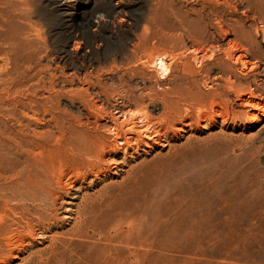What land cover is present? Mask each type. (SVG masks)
I'll return each instance as SVG.
<instances>
[{
    "label": "rangeland",
    "instance_id": "obj_1",
    "mask_svg": "<svg viewBox=\"0 0 264 264\" xmlns=\"http://www.w3.org/2000/svg\"><path fill=\"white\" fill-rule=\"evenodd\" d=\"M0 36L27 92V113L0 112V264H264V0H0ZM125 107L160 129L147 147L117 143ZM87 130L99 144L76 165L66 141ZM52 164L45 194L21 196L24 173Z\"/></svg>",
    "mask_w": 264,
    "mask_h": 264
},
{
    "label": "bare ground",
    "instance_id": "obj_2",
    "mask_svg": "<svg viewBox=\"0 0 264 264\" xmlns=\"http://www.w3.org/2000/svg\"><path fill=\"white\" fill-rule=\"evenodd\" d=\"M114 1V0H113ZM116 1V0H115ZM218 2H220V0H217ZM222 2V1H221ZM238 7V6H237ZM236 7V8H237ZM219 10V9H218ZM211 12H214L213 10H210ZM210 12V13H211ZM216 12V11H215ZM243 13V12H242ZM221 29V28H220ZM222 31H223V29H222ZM227 32V31H226ZM229 32V31H228ZM225 34V33H224ZM230 35V34H229ZM224 38H226L225 37V35H224ZM220 39V38H219ZM217 40V39H216ZM219 41V40H218ZM227 41V40H226ZM231 42V39H230V41H228L227 42V44L228 43H230ZM235 43V42H234ZM231 44V43H230ZM237 44V43H236ZM239 44V43H238ZM207 45V44H206ZM215 45H217V44H215ZM218 45H219V43H218ZM232 45L234 46V44L232 43ZM208 46V45H207ZM210 46V45H209ZM212 47H213V49H214V45H213V43H212ZM219 47V46H218ZM243 47V46H242ZM199 48V47H198ZM197 48V49H198ZM216 48V47H215ZM224 48V47H223ZM231 48V47H230ZM235 48V47H234ZM253 48V47H252ZM200 49V48H199ZM207 49V48H206ZM212 49V50H213ZM226 49H227V47H226ZM233 49V48H232ZM255 49V48H254ZM208 50H209V47H208ZM215 50V49H214ZM213 50V51H214ZM234 50V49H233ZM233 50H231V51H233ZM259 49L257 48V51H258ZM199 51V50H198ZM200 51H201V49H200ZM204 51V50H203ZM210 51V50H209ZM219 51V50H218ZM223 51L225 52V50L223 49ZM229 51H230V49H229ZM245 51H246V49H245ZM255 51V50H254ZM12 49H10V48H8L7 47V42L5 41V39H4V36H0V75L1 76H5L6 78H8L7 80H4V79H2V81H1V83H3L2 85H0V96H5V98H6V100L5 101H1L0 102V112L2 113V114H5V116H9L10 117V115H12V116H16V114H17V111H18V113L20 112V111H22L23 110V113H24V111L26 110L24 107H23V105H24V103H23V105H21V102H20V99H22V97L21 96H23L24 94H26L24 91H22V89L20 88V87H18L17 85H15L12 81H11V78H13V77H11V74H12V70H18V68H14L13 69V67H12V65H11V57H13V54H12ZM228 52V51H227ZM244 52V51H243ZM243 52H241V50L239 49L238 50V48H237V50L235 49L234 50V52L232 53V55H230L229 56V59L231 58V59H233V61L235 62L234 63V65H238V64H241L242 65V68L244 67V68H249V67H251V68H253V67H257V66H260L259 64H256V62H252L250 59H249V57H247L246 55H245V53H243ZM256 52V51H255ZM254 52V53H255ZM262 52V51H261ZM207 53H209L208 51H207ZM210 53H212L211 51H210ZM215 53V52H214ZM230 53V52H229ZM229 53H227L228 55H229ZM253 53V52H252ZM258 53V52H257ZM200 54H202V53H200ZM204 54L206 55V53H205V51H204ZM203 54V55H204ZM218 54H220L221 55V53H218ZM247 54V53H246ZM260 54V53H259ZM258 54V55H259ZM216 55V54H215ZM222 55H224V54H222ZM221 55V56H222ZM228 55H226L225 54V56H227L228 57ZM261 55V54H260ZM259 55V56H260ZM200 56V55H199ZM201 57V56H200ZM206 57V56H205ZM224 57V56H223ZM226 57V58H227ZM202 58V57H201ZM219 58H220V56H219ZM218 58V59H219ZM225 57H224V59H226ZM168 59V56L167 55H165V54H157V57H156V59H154L155 61L152 63L153 64V66H155L156 68H158L160 71H161V73H162V75H167V74H169V72H170V69H172V68H170L171 67V65L169 66L168 65V63H167V61L169 60H167ZM205 59V58H204ZM222 59V58H221ZM228 59V60H229ZM260 59H263V58H260ZM198 60V59H197ZM204 61V60H203ZM219 61H220V59H219ZM222 61H223V59H222ZM221 61V62H222ZM262 61V60H261ZM220 62V63H221ZM226 63H227V61H225ZM201 63H202V61H201ZM217 63V62H216ZM219 63V62H218ZM220 63H219V65H220ZM223 63V62H222ZM221 63V64H222ZM229 63V62H228ZM224 64V63H223ZM225 65V64H224ZM263 66V65H262ZM221 68V67H220ZM228 67H226V71L229 69V70H231L230 68H228ZM238 68V67H237ZM236 68V69H237ZM259 68V67H258ZM29 69H32L31 67L29 68ZM203 69H205L204 67H203ZM223 69H224V66H223ZM234 69V68H233ZM213 70V69H212ZM212 70H210V71H212ZM235 70V69H234ZM241 70H243V69H241ZM254 70H256V69H254ZM261 70H264V69H262L261 68ZM204 71V70H203ZM249 71V70H248ZM216 72V71H215ZM231 72H233V71H231ZM210 73V72H209ZM223 71H222V75H223ZM242 73V72H241ZM247 73V72H246ZM246 73H245V75H246ZM250 73V72H249ZM213 74V73H212ZM251 74V73H250ZM209 75V74H208ZM207 75V76H208ZM215 75V74H214ZM227 75H228V73H227ZM231 75V74H230ZM210 76V75H209ZM224 76H226V73H225V75H223V77ZM246 77V76H245ZM248 77V76H247ZM0 78H2V77H0ZM164 79H165V76L163 77ZM218 78H220V76H218ZM231 78H233L232 76H231ZM235 79H236V77H234ZM217 78H216V76H213V78H212V80H211V85H216V86H222V88H224L223 87V85H221V83L218 81V80H216ZM227 79H229L228 77H227ZM227 79H224V80H227ZM238 79V78H237ZM240 79V78H239ZM230 80V79H229ZM234 81V80H233ZM237 81V80H236ZM255 81V80H254ZM223 82V81H222ZM241 82H243L242 80H241ZM246 82V81H245ZM257 82V81H256ZM228 83V82H227ZM231 83H233V82H231ZM230 83V81H229V84H231ZM244 83V82H243ZM252 83V82H251ZM10 84V85H9ZM224 84V83H223ZM236 84V83H235ZM256 84V83H255ZM225 86V85H224ZM229 86V85H228ZM233 86V85H232ZM239 86V85H238ZM214 87V86H213ZM215 88H217V87H215ZM232 88V87H231ZM240 87H238V89H239ZM31 90V89H30ZM224 90V89H223ZM21 91H22V93L24 92V94H22L21 93ZM220 91V90H219ZM29 92V91H28ZM221 92V91H220ZM224 92V91H223ZM251 92V91H250ZM253 92V91H252ZM33 93H35V91L34 92H32V95H34ZM218 93V92H217ZM255 93V92H254ZM30 95H31V93H29ZM225 94V93H224ZM194 95V94H193ZM192 95V96H193ZM28 96V95H27ZM255 96V95H254ZM20 97V98H19ZM196 97V96H195ZM215 97V96H214ZM214 97H212V98H214ZM253 97V96H252ZM23 98H26V95H25V97H23ZM31 98V97H30ZM208 98H211V96H210V94H207V93H203V92H201L200 91V89L197 87V104L199 103V102H201V101H203V100H205V99H207L208 101L210 100V99H208ZM216 98V97H215ZM254 98V100H255V98L256 97H253ZM28 99V101H29V98H27ZM23 100V99H22ZM33 100V99H32ZM32 100H30L31 102H32ZM214 100V99H213ZM239 100V99H238ZM252 98H242L241 99V101H240V103L238 104V105H241V106H250V107H252V109H253V106H259V104L258 103H256L255 101H254ZM211 101V100H210ZM216 101V100H215ZM218 101V100H217ZM216 101V102H217ZM214 102L215 104H219V102ZM192 103V102H191ZM238 103V102H237ZM33 104V103H32ZM188 104V103H187ZM196 104V105H197ZM209 104V103H208ZM128 105V104H127ZM263 105V104H262ZM220 106V105H219ZM261 106V105H260ZM114 107V106H113ZM122 107V106H121ZM27 108V107H26ZM30 109H31V111H33L32 110V108H34V107H32L31 108V106L29 107ZM96 108V107H95ZM105 108V107H104ZM123 108H124V105H123ZM126 108V107H125ZM25 109V110H24ZM103 109V108H102ZM115 109H117V108H115ZM122 108H120V110H118V111H116L115 113H117V114H115V115H117V119H118V117L122 120V122H124V123H126V128H124L125 130L127 129V131H128V133H126V135H122L121 133H119V132H114V134H115V137H116V141H117V143H121V144H123V143H127L128 145H129V147H133V146H136V145H138L139 144V142L138 141H140V140H143L144 142H143V144L144 145H146V147H147V143L148 142H150L149 140H152V139H154L153 137H152V135L154 136V137H156L157 138V136H160V135H158V132L160 133V131H156V130H158V129H156L154 132H153V130H154V128L152 127V124L150 123L151 121H149L148 120V118L149 117H147V113L146 114H144V113H140V112H135L133 109H128L127 110V108L125 109V110H121ZM140 109H142V108H140ZM155 109H157V108H155ZM213 109V108H212ZM256 109V108H255ZM260 109V108H259ZM92 110V109H91ZM114 110V109H113ZM254 110V109H253ZM99 111H100V109H99ZM102 111V110H101ZM105 111H107V109L105 110ZM104 111V112H105ZM137 111H139V110H137ZM143 111V110H142ZM146 111V110H145ZM214 111V110H213ZM148 112V111H147ZM209 112V111H208ZM207 112V113H208ZM216 112H217V110H216ZM25 113H27L26 111H25ZM24 113V114H25ZM213 113V112H212ZM19 114H21V113H19ZM39 114V113H38ZM90 114V113H89ZM99 114V113H98ZM97 114V115H98ZM111 114V113H110ZM200 114V113H199ZM18 115V114H17ZM37 115V114H36ZM114 115V116H115ZM144 115H146V116H144ZM202 115L203 114H201V116L199 115L198 117H202ZM205 115V114H204ZM207 115V114H206ZM19 116V115H18ZM93 116V115H92ZM112 116V115H111ZM110 116V117H111ZM208 116V115H207ZM221 116V115H220ZM32 117V116H31ZM96 117V116H95ZM100 117V116H99ZM102 117V116H101ZM106 117V116H105ZM14 118V117H13ZM25 118V117H24ZM199 118V119H200ZM208 118H210V117H208ZM16 119V118H15ZM20 119V118H19ZM22 119V118H21ZM26 119V118H25ZM38 119V118H37ZM95 119V118H94ZM115 119V118H114ZM116 119V120H117ZM119 119V120H120ZM18 120V119H17ZM85 120V119H84ZM110 120H111V118H110ZM198 120V119H197ZM14 121V120H13ZM16 121V120H15ZM23 120H21V122H22ZM25 121V120H24ZM115 121V120H114ZM118 121V120H117ZM201 121V120H200ZM113 122V121H112ZM18 124H20V123H18ZM81 124V123H80ZM85 124V123H84ZM83 124V125H84ZM86 124H88V123H86ZM110 124V123H109ZM112 124V123H111ZM110 124V125H111ZM116 123H113V125H115ZM2 125H3V123H2ZM22 126H23V123L21 124ZM20 125V126H21ZM25 125V124H24ZM89 125V124H88ZM110 125H109V127H110ZM112 125V126H113ZM124 125V124H123ZM123 125H121L120 126V129H121V127L123 126ZM21 126V127H22ZM91 126V125H90ZM99 126V125H98ZM97 126V127H98ZM100 126H101V124H100ZM116 126H119V125H117L116 124ZM125 126V125H124ZM155 126V125H154ZM24 127V126H23ZM26 127V126H25ZM87 127V126H86ZM85 127V128H86ZM89 127V126H88ZM108 127V126H107ZM157 127V126H156ZM155 127V128H156ZM92 128V127H91ZM110 128H112V127H110ZM88 129V128H87ZM90 129V128H89ZM88 129V130H89ZM108 129V128H107ZM118 129V128H117ZM88 130H87V132H88ZM123 130V129H122ZM125 130H123V131H125ZM160 130V129H159ZM84 131V130H83ZM92 131H94L93 129H92ZM100 131V130H99ZM102 131V130H101ZM114 131H115V127H114ZM126 131V132H127ZM134 131H136V132H134ZM65 132V131H64ZM80 132V134H77L76 136H74V135H72V136H69L68 138V140L66 141V139H67V136L68 135H66L65 133H61V135H59V139L61 140V141H66V143H67V147L68 148H71L72 149V159L74 160H72L73 161V163L74 164H76L75 162H79V161H83V160H85L86 159V156H88V155H90V154H93V150L95 149V146H97V144H99V143H97V144H95V140L98 138V137H100V135H97L96 133H97V131H95L96 133H90V132ZM85 133H87V134H85ZM129 134V135H128ZM110 135V134H109ZM111 136V135H110ZM52 137V136H51ZM53 138V137H52ZM159 139V138H158ZM17 141V140H16ZM106 141V140H105ZM112 141V140H111ZM19 142V141H18ZM17 142V143H18ZM96 142H99V140L98 141H96ZM14 143H16V142H14ZM16 143V144H17ZM20 143V142H19ZM22 143V142H21ZM65 143V144H66ZM114 143V142H113ZM116 143V144H117ZM19 144H17V146H18ZM100 145H102V144H100ZM107 145V144H106ZM142 145V144H141ZM22 146H23V144H22ZM21 146V147H22ZM111 146V145H110ZM113 146V145H112ZM19 147V146H18ZM60 147V146H59ZM131 147V148H132ZM137 147V146H136ZM140 146L138 145V148H139ZM97 148V147H96ZM98 148H99V146H98ZM101 148V147H100ZM126 148V147H125ZM145 148V147H144ZM66 150H68V149H66ZM99 150V149H98ZM97 150V151H98ZM103 150H105V149H103ZM107 150V149H106ZM114 151H115V149H114ZM113 151V152H114ZM70 152H71V150H70ZM95 152V151H94ZM99 152V151H98ZM137 153V152H136ZM139 153V152H138ZM100 154V153H99ZM63 155V154H62ZM98 155V154H97ZM101 155V154H100ZM100 155H98V156H100ZM110 156V155H109ZM132 156V155H131ZM67 157H68V155H67ZM71 157V156H70ZM102 157V156H101ZM88 158V157H87ZM114 158V157H113ZM44 159V158H43ZM62 159V158H61ZM92 159V158H91ZM122 159V158H121ZM69 162H70V160L69 159H67ZM104 160V159H103ZM88 163V162H87ZM61 164V163H60ZM71 164V163H70ZM83 164H84V166H85V161L83 162ZM42 165V164H41ZM67 165H69L68 163H67ZM77 165V164H76ZM79 165V164H78ZM81 166H83L82 164H80ZM79 165V166H80ZM90 165V164H89ZM52 166V167H51ZM51 166H48V165H45V166H38V167H36L37 169H36V171H35V173L34 174H31V173H29V174H25L24 173V175L22 176L23 177V179L19 182L20 183V195L21 196H33V195H36L37 193H41V194H43L44 192H46V190H47V188H48V185L49 184H51L52 183V178H55V173L54 172H52L51 171V169H54V167H55V165L54 164H52ZM75 166V165H74ZM73 166V167H74ZM93 166V165H92ZM59 167V166H58ZM76 167V166H75ZM78 167V166H77ZM112 167V166H111ZM80 168H82V167H79L78 169H80ZM57 169V168H56ZM90 169V168H89ZM95 169V168H94ZM116 169V168H115ZM119 169V168H118ZM63 170V169H62ZM58 171V170H57ZM92 171H93V169H92ZM56 172V171H55ZM63 172V171H62ZM82 172V171H81ZM104 172V171H103ZM57 175V174H56ZM91 176V175H90ZM57 177V176H56ZM56 179H58V178H56ZM65 179V178H64ZM71 179V178H70ZM60 180V179H59ZM66 181H68V180H66ZM60 182H61V180H60ZM71 184V183H70ZM56 185V184H55ZM59 185H61V183L59 184V182H58V186ZM73 187V186H72ZM17 188H19L18 186H17ZM53 188V187H52ZM15 189H16V187H15ZM57 189V188H56ZM80 190V189H79ZM54 191V190H53ZM64 191V190H63ZM50 192V191H49ZM57 192V191H56ZM45 194V193H44ZM59 194V193H58ZM19 195V196H20ZM44 196V195H43ZM53 196V195H52ZM57 197H58V195H57ZM39 198V197H38ZM36 199V198H35ZM46 199V198H45ZM77 199V198H76ZM25 200H26V198H25ZM56 200V199H55ZM31 201H33V200H31ZM41 201V200H40ZM51 201H52V199H51ZM78 201V200H77ZM30 202V201H29ZM47 202V201H46ZM37 203H39V202H37ZM55 203V202H54ZM68 203V202H67ZM66 203V204H67ZM41 204V203H40ZM57 204V203H56ZM83 204V203H82ZM42 205V204H41ZM51 206H52V204H51ZM68 206V205H67ZM78 207V206H77ZM37 209V208H36ZM59 209V208H58ZM56 210V209H55ZM61 211H62V209H61ZM60 211V212H61ZM16 212V211H15ZM58 213V212H57ZM79 213V212H78ZM43 214V213H42ZM49 214V213H48ZM75 214H77V213H75ZM21 215V214H20ZM63 215V214H62ZM61 215V216H62ZM24 216V215H23ZM26 216V215H25ZM64 216V215H63ZM28 217V216H27ZM77 217V216H76ZM75 217V218H76ZM10 218V217H9ZM25 218V217H24ZM49 218H50V216H49ZM68 218V217H67ZM28 219V218H27ZM27 219H26V222H27ZM53 219V218H52ZM55 219V218H54ZM84 219V218H83ZM86 219V218H85ZM47 220H48V218H47ZM74 220V219H73ZM20 221L23 223V218H22V220L20 219ZM20 221L19 222H17V224L16 225H20ZM35 221V220H34ZM49 221V220H48ZM53 221V220H52ZM24 222L25 223V225H28L29 224V222ZM16 223V222H15ZM32 223V222H31ZM36 223H37V221H36ZM41 223V222H40ZM80 223V222H79ZM8 224V223H7ZM43 224V225H42ZM42 226H44L45 227V229L46 230H52L51 228H52V226H51V224L49 225L47 222H46V220H43L42 219ZM67 224V223H66ZM85 224V223H84ZM9 225V224H8ZM14 225V224H13ZM22 226H23V224H21ZM29 225H31V224H29ZM39 225V224H38ZM40 225V226H41ZM12 226V225H11ZM54 226V225H53ZM76 226V225H75ZM14 227H15V225H14ZM18 227V226H17ZM28 228H29V230H30V232L31 233H33V235H34V230L32 229V227L31 226H27ZM6 228V227H5ZM9 228H11V227H9ZM12 229H13V227H12ZM16 229V228H15ZM23 229H25V228H23ZM55 229V228H54ZM76 231V230H75ZM11 232H12V230H11ZM29 232V233H30ZM125 232V231H124ZM74 233V232H73ZM23 235V234H22ZM21 235V236H22ZM42 235V234H41ZM18 236V235H17ZM47 236V235H46ZM13 237H15V236H13ZM19 237V236H18ZM48 237V236H47ZM65 237V236H64ZM40 238V237H39ZM42 238V237H41ZM11 239V238H10ZM33 239V238H32ZM69 239V238H68ZM67 241V240H66ZM58 242V241H57ZM60 242V241H59ZM35 243V242H34ZM67 243V242H66ZM138 243L143 247V248H145V250H146V246L148 247L149 246V244H148V241L146 242H141V241H138V240H135V242H134V244L135 245H138ZM61 244H63V243H61ZM73 244H75V243H73ZM71 245V244H70ZM25 246V245H24ZM64 246V245H63ZM63 246H61V247H63ZM67 246V245H66ZM51 247V246H50ZM50 247H48L49 249H50ZM58 247V246H57ZM60 248V247H59ZM69 248H71L70 246H69ZM72 248H73V246H72ZM14 249V248H13ZM53 249V248H52ZM76 249H79V248H76ZM138 249H140V248H138ZM54 250V249H53ZM58 250V249H57ZM56 250V251H57ZM50 251H52V250H50ZM150 251V250H149ZM54 253H55V251H54ZM77 253H78V251H77ZM80 253H81V250H80ZM84 253V252H83ZM140 253H141V251H140ZM161 253V252H160ZM68 254V253H67ZM54 255V254H53ZM77 255V254H76ZM171 255V254H170ZM67 256V255H66ZM141 256V255H140ZM13 257V256H12ZM63 257H64V255H63ZM94 257H96V256H94ZM148 257V256H147ZM186 257V256H185ZM56 258H58V257H56ZM60 258V257H59ZM58 258V259H59ZM191 258V257H190ZM194 258V257H193ZM96 259V258H95ZM130 259V258H129ZM57 260V259H56ZM68 260H69V258H68ZM55 261V260H54ZM60 261H62V260H60ZM64 261V260H63ZM75 261V260H74ZM79 261V260H78ZM121 261V260H120ZM123 261V260H122ZM70 263H71V261H69ZM76 262V261H75ZM84 262V261H83ZM85 262H86V260H85ZM53 263V262H52ZM62 263V262H61ZM80 263H82V262H80ZM51 264V263H50ZM55 264V263H54ZM69 264V263H68ZM87 264V263H86ZM96 264H101V261L100 262H96Z\"/></svg>",
    "mask_w": 264,
    "mask_h": 264
}]
</instances>
